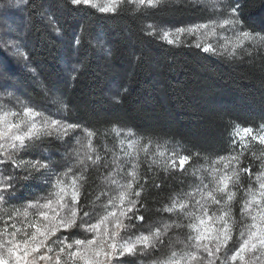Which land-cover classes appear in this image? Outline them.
Returning <instances> with one entry per match:
<instances>
[{"label": "trees", "instance_id": "1", "mask_svg": "<svg viewBox=\"0 0 264 264\" xmlns=\"http://www.w3.org/2000/svg\"><path fill=\"white\" fill-rule=\"evenodd\" d=\"M10 1L14 0H0V8ZM121 6L125 10L117 14H100L89 8L67 13L68 27L59 37L37 23L27 49L31 52L30 66L36 77L20 70L19 66L12 69L20 81L19 90H24L32 103L44 104L47 99L44 88H54L67 106L66 122L80 124L94 133L92 148L102 161L95 164L92 161L80 172L77 185L82 186V204L94 202L97 211L105 204V195L101 193H106L109 181L107 161L118 141L115 131L129 129L139 138L140 147L147 153L139 155L135 171L141 183L148 180L142 196L153 211L151 215L138 213L146 215V219L143 223L135 222V227L129 229L128 232L134 233L154 229L159 223H187L186 218H178L176 213L169 214L162 209L178 200L192 207L196 201L195 182L205 169L208 175L219 170L223 165L220 157L241 155V165L255 172L250 185L247 176H241L242 188L256 186L264 145L257 140L244 144L235 142L234 132L238 127L254 132L264 127V51H258L260 46L250 43L248 48L235 53V58L222 54V59L221 55L197 49L193 39L187 36L168 44L160 38L161 34L148 35L152 25L184 27L205 22L207 14L193 3L137 7L121 1L118 7ZM250 22L257 26L264 24V13L253 11ZM81 26L86 31H81ZM74 32L84 38L78 50H74ZM97 34L104 38L105 48L112 50L111 55L101 52L93 39ZM6 54L4 51L3 55ZM241 58L243 62H239ZM81 61L79 72L72 74L75 79L65 73L68 63ZM118 93L120 102L117 104L114 97ZM40 137L31 149L9 150L7 155L18 161L46 162L44 156L50 154L51 160L60 166L63 161L60 152L65 150L68 154L73 146L71 136L62 140L58 132L52 131ZM158 148L178 150L180 156L189 159L183 167L158 163L151 158ZM225 163L237 169L235 160ZM59 166L54 170L59 171ZM153 184H161V188L156 189ZM45 186L41 181H30L19 195L23 199L30 198L42 193ZM242 197L243 191H237L240 203L233 207L237 221ZM15 210L7 209L10 221L21 216ZM8 211L12 213L11 219ZM176 230L183 235L187 231L186 228L170 231ZM234 235L239 237L238 232ZM167 240L168 236L166 243ZM163 247L136 256L153 257L163 251Z\"/></svg>", "mask_w": 264, "mask_h": 264}, {"label": "snow or ice", "instance_id": "2", "mask_svg": "<svg viewBox=\"0 0 264 264\" xmlns=\"http://www.w3.org/2000/svg\"><path fill=\"white\" fill-rule=\"evenodd\" d=\"M120 3L121 0H108L103 4L97 3L96 0H14L13 5L0 10V50H10L17 63L35 78V70L29 67L32 62L31 52L26 49L37 23L43 24L45 31L59 37L63 36L68 27L67 13H79L82 9L89 8L100 14H117L125 10L122 6L118 7ZM122 3L135 4L137 0H122ZM138 3L153 6L154 0H138ZM218 4L223 5L219 11L216 10ZM209 6L212 11L209 12L207 7L204 11L217 18L210 21L213 31L217 28L230 30L239 44L250 41L252 45L260 46L258 51H264V35L261 34L264 33V24L257 26L250 22L253 11L264 13V0H210ZM221 17H224L222 21ZM208 28L209 24H194L176 28L175 32L178 35L191 36L201 29ZM81 31L86 29L81 26ZM148 35L157 37L160 33L153 30ZM73 36L74 50H78L84 38L77 32H74ZM168 37V31H164L160 36L168 44H173L174 41ZM93 39L101 51L112 54L111 49L104 48L102 36L97 34ZM195 47L201 49L202 46L196 44ZM202 51L211 52L213 48L209 45L203 47ZM217 54L224 58L222 54ZM229 55L235 58V52ZM239 62H243V58ZM82 63H68L64 69L65 73L75 79L72 74L79 72ZM10 64L9 58L0 52V94L13 96L14 92L9 89L18 91L20 81L15 78L16 73ZM44 91L47 99L61 105L58 111H67V106L62 105L63 97L56 89L45 87ZM48 93L51 95H47ZM118 96L119 93L114 97L117 104L120 102ZM22 112V116L18 112L12 113L13 117H19L16 122L6 120L7 112L0 115V152L6 154L4 159L0 160V165H3V171L0 172V204L21 199L18 193L33 180L49 186L50 191L47 196L38 197L35 203L28 204L22 213L27 217V208L36 209V219L30 220L20 229L13 226L12 232L0 229V264H127V257L136 256L141 252L147 254L165 246L170 230L185 228L188 233L182 258L177 259L174 252L163 264H249V261L245 260L246 253L251 254L254 264H264V171L256 175L258 190H253L250 186L242 188L241 176L246 175L250 185L255 172L241 165V155L220 157L221 163L235 160L237 169L233 170L229 163L222 174L218 173L215 187L212 190L206 189V198L202 194L203 202L197 201V208L189 211L190 205L175 201L162 209L169 214L176 213L178 218H186L187 223L172 221L146 233L129 236L127 233L130 228L135 227V222L143 223L146 219V215L138 213L151 215L153 211L146 197L142 196L148 180L145 179L141 183L135 170L127 172V182L119 185V195L116 198L108 197L107 204L103 206L104 214L99 216L97 209L93 207L94 202H89L88 205L81 203L82 186H77L75 180L72 182L70 193L62 186L65 183L64 177L71 169L65 173H55L54 169L59 165L51 160L50 154L44 156L47 163L41 160L18 161L7 155L9 150L15 152L19 149H31L41 139L32 118L42 116V113L36 112L32 107H23ZM44 123H50L57 129L64 126L66 135L77 130L83 131L88 137L94 135L80 124L54 119ZM243 131L247 134L251 129L244 128ZM258 139L260 144L264 145V135H260ZM232 147L235 148L236 145L233 144ZM91 159L92 157H89V160ZM188 159V156L181 159V167ZM259 159L262 161L261 169H264V155ZM98 161H102V158L97 156L93 163ZM132 167L135 169V165ZM152 187L160 189L161 184H153ZM231 188L244 193L238 221L234 219L233 207L240 202L237 199V191H232ZM41 200L46 202L41 204ZM8 214L11 219L12 213ZM17 214L21 213L17 210ZM94 219L95 222H92ZM74 230L82 231L85 238L72 239L69 242ZM57 232L61 235L56 236ZM234 232L239 233L238 238ZM5 236L9 239H5Z\"/></svg>", "mask_w": 264, "mask_h": 264}, {"label": "rangeland", "instance_id": "3", "mask_svg": "<svg viewBox=\"0 0 264 264\" xmlns=\"http://www.w3.org/2000/svg\"><path fill=\"white\" fill-rule=\"evenodd\" d=\"M96 2L103 4V3H107L108 0H96ZM188 2L195 4L196 6L199 7V9H202L203 11L206 7L208 8L209 12L212 11L211 7L209 6L210 0H154L153 6H149L146 3L144 5H141L138 3L137 0V3H135V5L137 7H144V6L156 7L161 3L174 4V3H188ZM7 3L8 4L5 3L6 5H4L3 8H0V10L5 9L9 5H13L14 1H10ZM222 6H223L222 4H218L216 10L219 11L222 8ZM223 18L224 17H221L220 20L222 21ZM216 19H217L216 17L209 16L207 14V19L205 22H199L195 24H209L208 30L201 29L196 34L187 37L192 38L196 44H200L202 46L201 49L203 47L211 45L213 51L208 52L210 54L219 53V54L227 55L233 52L237 53L239 52L240 49H243L247 47L250 43H252L250 41H245L243 45L239 44L236 36L230 30L223 31L217 28L215 31H213L210 21H215ZM149 27L151 31L155 30L159 32L161 35L163 34L164 31H168L169 32L168 39L173 40L174 43L181 41L185 36L184 34L178 35L175 32V29L179 27H169V26L156 27L155 25ZM103 46L105 48L104 43ZM4 51L8 53V55L6 54L5 56H7L9 59H12L14 61V63L10 64L11 68L15 67L16 65L19 66L20 70H23L24 72H28L27 69H24L20 64L19 65L17 64V61L12 57L10 50H4ZM4 51L3 52L0 51V52L4 54ZM29 67L31 66L29 65ZM9 91L14 92V95L8 96L7 94H0V115H4L7 112L8 115L5 117L7 121L16 122V120L19 119V117H13L12 113L18 112L22 116L23 107H32L36 112L42 113V116L32 118L37 125V129L39 130V135H41L42 133H50L52 131H56L58 132V135L62 140H66L67 137L71 136V145L73 146L71 147L70 150H68V154L65 153V150H62L60 152L61 159H63V161L60 163L59 171L54 170L55 173H65L68 171V169H71V172L64 177L65 183L62 185L70 193L72 191L73 180H75L77 185L78 178L80 176V172L82 171V169L83 168L85 169L90 162L96 159V155L94 153L95 152L94 147L92 148V144H91L92 137H88L83 131L80 130H77L75 132H68L66 135L64 126L57 129L54 125H51L50 123L48 124L44 123L45 121H48L50 119L63 121V122L67 121L64 118V116L66 115L65 111L63 110L58 111V108H61V105H56L49 99H46L45 103L42 105L34 104L26 97V92L24 90L21 89L17 91L15 89H9ZM48 94L49 96L51 95V93ZM62 105H65L63 99H62ZM82 127L86 128L85 126ZM243 130L244 128L242 127L236 128L234 132L235 142H240L244 144L249 140L259 141L258 137L260 135H264V127H262L257 132H254L251 129V132L247 134ZM115 132L118 135V141L117 144L111 149V153L108 156L109 161H107V164L109 166L110 175H109L108 185L106 187V193H105L106 201L104 205L107 204L108 197L116 198L119 195V190H120L119 185L125 184L127 182L125 174L127 172H132L136 169L138 157L140 154L147 153V150L145 148L142 149L140 147L139 138L135 135L133 131L129 129H117ZM4 154L5 153L0 152V160H3ZM89 157H92V159L89 160ZM151 158H153L158 163L164 165L181 167L180 161L183 158V156L179 155L178 150L165 151V150H160V148H158L155 149ZM47 162L48 161H46L45 163ZM82 162H83V167H81ZM186 162L187 161H185L183 165H185ZM132 165H135V169H133ZM228 165H229L228 163L224 162L223 165L220 167V169L215 170L211 175H208V170L205 169L202 177H198L197 181L193 186L196 189L194 191L196 196L194 200L196 201L192 205V207L189 208V211H192L193 209L199 206L196 203L197 201H200L201 203L203 202L202 194H204V197L206 198V189L212 190V188L215 187L217 174L218 173L222 174L228 168ZM2 171H3V165H0V172ZM261 171H264V169H261ZM53 179H55V176L53 177ZM113 181H115V183H113ZM258 188H259V182L257 181L256 186L253 187L252 189L258 190ZM49 191H50L49 186L46 185L45 190L38 195L36 193L35 195L30 196V198H24V199L23 197L20 196L21 199L19 200L10 201L7 204H0V229H4L7 232H12L14 230L13 226H15V229H20L23 228L25 224L30 220L36 219L35 216V213L37 211L36 209L27 208V212H28L27 217L22 215V213L25 212L26 206L28 204L35 203L38 197L47 196ZM19 194L20 193H18V195ZM45 202L46 201L44 200L40 201L41 204ZM117 203L119 202L117 201ZM104 205L102 204L100 209L97 211L99 216H102L104 214V208H103ZM9 208L20 210L19 212L21 213V216H18V219H13V221L12 220L10 221L7 217V209ZM53 208H55V204H53ZM58 211H62V210H58ZM92 222H95V219ZM250 222L251 221L249 220L248 223ZM162 224L164 223H159L157 226L154 225L155 226L154 229L156 227L162 226ZM154 229L145 228L140 232L146 233L147 231ZM140 232L139 231L134 233L128 232L127 235L135 236L138 235ZM187 233L188 230L185 232V235H183L182 233H178L177 230L174 231L173 233L172 231H170L168 233L167 243L163 247V251H161L160 253L156 254L153 257L148 256L146 258H143L144 256H130L133 257V259L127 257L126 258L127 264H163V262L166 261L174 252L177 254L176 258L181 259L182 253L185 251L184 241L186 240ZM60 235H61L60 232L56 233V236H60ZM4 238L9 239L8 236H5ZM84 238L85 236L82 231L74 230L73 235L69 239V242H71L72 239H84ZM50 255L54 256V254H50ZM228 255L230 256L231 253H229ZM245 260L249 261V264H254V260L250 253L245 254Z\"/></svg>", "mask_w": 264, "mask_h": 264}]
</instances>
